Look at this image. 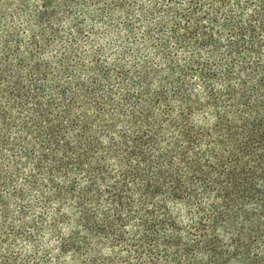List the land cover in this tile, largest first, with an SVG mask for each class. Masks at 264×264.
<instances>
[{"label": "trees", "instance_id": "trees-1", "mask_svg": "<svg viewBox=\"0 0 264 264\" xmlns=\"http://www.w3.org/2000/svg\"><path fill=\"white\" fill-rule=\"evenodd\" d=\"M0 264H264V0H0Z\"/></svg>", "mask_w": 264, "mask_h": 264}]
</instances>
